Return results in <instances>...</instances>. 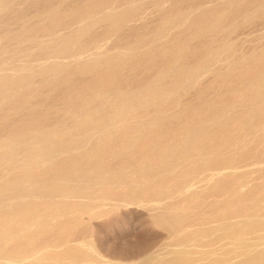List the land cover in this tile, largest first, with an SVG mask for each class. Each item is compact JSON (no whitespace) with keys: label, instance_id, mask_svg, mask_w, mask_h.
<instances>
[{"label":"rangeland","instance_id":"374dc122","mask_svg":"<svg viewBox=\"0 0 264 264\" xmlns=\"http://www.w3.org/2000/svg\"><path fill=\"white\" fill-rule=\"evenodd\" d=\"M122 15L124 20H119ZM60 43L65 45L61 53L57 51ZM210 55L211 61L205 64ZM56 64L61 68L58 72L35 74L41 66ZM191 68L200 69L199 74L185 77L183 83L178 81L181 84L172 81L179 69ZM23 78H28V83L22 84ZM120 96L129 105L117 112V122L107 131L112 132L111 136L105 138L110 134L107 132L97 135L77 151L71 150L73 153L50 154L49 144L64 136L67 141L72 135H63L61 129L83 122L78 133L88 130L93 123L84 124L83 116L97 112L104 115ZM132 128L135 131L127 133ZM228 135L233 137L232 146L223 144ZM39 138L47 140L44 147L48 148L36 154L38 148L33 149L32 142ZM105 142L109 143L107 148L98 146ZM160 147H165V154L156 161L153 157ZM27 155L31 157L27 159ZM210 156L231 157L228 164L234 165L218 177L217 183L215 178L205 177L209 168H214L205 159ZM114 178L119 181L116 183ZM150 185L159 189L157 195L138 192ZM263 186L264 0H0V202L16 195L24 198L0 206V238L6 234L9 236L3 241L11 237L15 240L0 242V250L6 247L9 251L33 235L43 240L40 244L53 243L58 232L51 223L53 214L49 213L53 211L42 214L45 219L32 215L29 206L57 200L41 193L70 192L65 190L70 187L73 196L68 194L67 198L75 205L62 219H71L74 226L67 234L71 233L76 243L85 241L87 246L81 250L103 257V264H157L164 256V260L170 257L171 253L166 252L190 238L193 264H215L214 260L216 264L220 260V264H240L246 257L239 255L241 260L228 253L231 249L244 250L233 244V230L221 227L206 232L200 227L209 228L213 222L197 223L203 219L206 222L210 202L242 199V203L231 206L232 210H248L245 213L259 217L262 214L256 229H250L243 238L255 244L264 236ZM187 187L188 192L180 193ZM176 188H180L179 194ZM161 193L169 199V206L154 209L149 205L153 197L166 200ZM126 195L130 196L126 197L128 201L138 202L112 210L114 198L124 199ZM133 196L141 200H133ZM83 199L93 201L86 203L95 212L92 218L76 210ZM167 210L191 216L195 226L186 235L162 229L154 216ZM47 215L51 221L44 224L52 226H39L49 222ZM36 217H41L40 222ZM17 224L29 228L34 225L30 230L23 228L29 235H19ZM199 237L208 240L199 243ZM250 251L255 252V247ZM1 252L2 261L7 254Z\"/></svg>","mask_w":264,"mask_h":264},{"label":"bare ground","instance_id":"6f19581e","mask_svg":"<svg viewBox=\"0 0 264 264\" xmlns=\"http://www.w3.org/2000/svg\"><path fill=\"white\" fill-rule=\"evenodd\" d=\"M108 11V10H107ZM115 11V10H114ZM118 11V10H117ZM130 12V11H129ZM124 15V14H123ZM123 15L121 16V17H119V20H121V19H123ZM128 15V14H127ZM133 15V14H132ZM125 16H126V14H125ZM124 16V17H125ZM130 16V15H129ZM128 19L130 18V17H127ZM126 18V19H127ZM132 18V17H131ZM130 18V19H131ZM118 19V18H117ZM124 20V19H123ZM124 22V21H123ZM65 41V40H64ZM63 43V42H62ZM61 44V43H60ZM65 47V45H60L59 47H58V49L59 50H57L59 53H61V52H63V50H62V48H64ZM66 49V48H65ZM70 53V52H69ZM64 54V53H63ZM211 56V55H210ZM94 57V56H93ZM117 57H118V55H117ZM211 58H212V56L211 57H207L206 59H205V64H207V63H209L210 61H211ZM55 60V59H54ZM58 60V59H57ZM61 60V59H60ZM111 60V59H110ZM62 61V60H61ZM65 62V61H64ZM66 62H67V60H66ZM204 63V62H203ZM47 64V63H46ZM45 65V64H44ZM213 67V66H212ZM61 68H60V65L59 64H56V65H50V66H48V65H46V66H41V68L39 69V70H37V72L35 73V74H38V75H42V74H46V73H49V72H52V71H56V72H58V70H60ZM205 70V69H204ZM207 70V69H206ZM248 70V69H247ZM198 71H200V69H193V68H191V69H188V70H181V69H179L178 70V75L176 76V77H174V80H172V81H181V83H183V80H184V78L185 77H192V76H196V74L198 73ZM51 74H53V73H51ZM167 74V73H166ZM199 74V73H198ZM198 76V75H197ZM202 76V75H201ZM200 77V76H199ZM2 78H7V79H9L8 77H2ZM15 78V77H14ZM7 79H3L4 81H6V82H8V80ZM11 79H12V77H11ZM11 79H10V81L9 82H12L13 83V81H11ZM16 79V78H15ZM15 79H14V81H15ZM2 81V80H1ZM18 81V80H17ZM4 83V82H3ZM21 83L23 84V83H28V78H23V79H21ZM179 83V82H178ZM181 83H179V84H181ZM5 84H7V83H5ZM11 84V83H10ZM14 84V86H15V83H13ZM12 84V85H13ZM157 84V83H156ZM174 85H175V83H173ZM16 91V90H15ZM17 92V91H16ZM138 95V94H137ZM142 95V94H141ZM154 97V96H153ZM161 98V97H160ZM118 101H114V108H112L110 111H108V112H105L104 113V115L103 114H101V113H99V112H97L95 115H92V114H87V115H84L83 117V119H82V121H84V124H87V122H88V124H92V126L88 129V130H84V131H81L80 133H78V130H80V128H79V125H81L82 123H78L77 124V126L76 127H74V128H71V129H64V130H60V132H62V134L64 135V133H65V135H66V133H72V135H70V136H68V140L67 141H64V139L66 138V136H64L63 138H62V140H61V138H60V140H58L57 142H54V144H52V145H48V144H46V142H47V140L46 139H44V138H39L40 140H34V139H36V137L33 139V142H32V145H33V149L34 148H38V151H37V153L36 154H41V150H42V152L44 151V148H48V147H44V146H46V145H48V146H50L51 147V150L52 151H50V154L52 153V152H54V151H71V150H75V151H77V148H79V147H81V146H83V145H86V143L88 142V140L90 139V140H92L93 139V137H95V136H97V135H101V134H106V132L108 131V130H110V126L111 125H113L114 123H116L117 122V119H118V116H117V118H115L116 117V114H117V112L119 111V110H123L124 111V108L127 106V105H129L127 102H125V101H128V100H123V98L120 96L119 97V99H117ZM141 100V99H140ZM157 100V99H156ZM147 101V100H146ZM145 105H148V104H145ZM150 105V104H149ZM146 107V106H145ZM136 111V110H135ZM120 113V112H119ZM123 113V112H122ZM125 113V112H124ZM123 113V114H124ZM215 113V112H214ZM231 113V112H230ZM94 114V113H93ZM121 114V113H120ZM213 114V113H212ZM217 115V113H215V116ZM110 118V119H109ZM109 119V120H108ZM199 120V119H198ZM153 121H155V120H153ZM152 121V122H153ZM86 122V123H85ZM89 122H92V123H89ZM234 123H236V122H234ZM148 124V123H147ZM143 125V124H142ZM88 126V125H87ZM139 126H141V125H139ZM225 126V125H224ZM86 126H83V128H85ZM137 127V126H136ZM135 127V128H136ZM135 128H132V130H129V131H127V133H132V132H134L135 131ZM259 128V127H258ZM129 129V128H128ZM145 129H146V127H145ZM150 129V128H149ZM198 129V128H197ZM238 129H239V127H238ZM237 129V130H238ZM257 129V128H256ZM59 130V129H58ZM57 130V131H58ZM73 130V131H72ZM77 131V133H75L76 131ZM195 130V129H194ZM199 130V129H198ZM75 131V132H74ZM189 131V130H188ZM52 132V131H51ZM59 131H58V133H60ZM48 133V132H47ZM107 133H110V132H107ZM112 133V132H111ZM111 133L110 134H106V136H104L105 138H108L109 136H111ZM126 133V132H125ZM76 134V135H75ZM153 134V133H152ZM54 135V134H53ZM79 135V136H78ZM142 135V134H141ZM156 135V134H155ZM197 135V134H196ZM204 134H202V136H203ZM180 136V135H179ZM205 136V135H204ZM227 136V135H226ZM226 136H224V137H226ZM232 136V135H231ZM176 138H178L177 136H175ZM173 138H174V136H173ZM203 138V137H202ZM205 138V137H204ZM215 138V137H214ZM232 138L233 137H230L229 135H228V137H226V138H224V140H225V142L223 143V144H227V146H228V144H232V142L230 143V141H232ZM31 139V138H30ZM38 139V138H37ZM67 139V138H66ZM65 139V140H66ZM95 139V138H94ZM195 139H197V138H195ZM199 139V138H198ZM208 139V138H207ZM219 139V138H218ZM221 139V138H220ZM219 139V140H220ZM89 140V141H90ZM174 140V139H173ZM172 140V141H173ZM180 140V139H179ZM178 139H177V141H179ZM193 140H194V138H193ZM206 140V139H205ZM31 141V140H30ZM49 141V140H48ZM175 141V140H174ZM183 141V140H182ZM190 141V140H189ZM200 141H201V139H200ZM234 141H236V140H234ZM243 141V140H242ZM51 142V141H50ZM124 143V142H123ZM135 143V142H134ZM171 143V142H170ZM221 143V142H220ZM219 143V144H220ZM235 143V142H234ZM131 144V143H130ZM140 144V143H139ZM169 144V143H168ZM168 144H167V146H168ZM173 144V143H172ZM177 144V142L175 143V145ZM179 144V143H178ZM205 144V143H204ZM218 144V145H219ZM239 144V143H238ZM35 145V146H34ZM108 145H109V143H107V142H105V143H101V144H98V146L99 147H102V148H107L108 147ZM125 145V144H124ZM126 145H128L127 143H126ZM142 145H143V143H142ZM193 145V144H192ZM9 146V145H8ZM14 146V145H13ZM12 146V147H13ZM26 146H29V145H26ZM130 146V145H129ZM145 146V145H144ZM162 146H164V145H162ZM220 146V145H219ZM232 146V145H231ZM233 146H234V144H233ZM12 147H10V148H12ZM15 147V146H14ZM19 147V146H18ZM17 146H16V148H18ZM118 147V146H117ZM133 147V146H132ZM27 148V147H26ZM84 148H86V147H84ZM84 148H83V150H84ZM119 148V147H118ZM32 149V150H33ZM120 149V148H119ZM135 149V148H134ZM250 149V148H249ZM10 150V149H9ZM14 150V149H13ZM36 150V149H35ZM50 150V149H49ZM48 150V151H49ZM118 149H116V151H117ZM141 150V149H140ZM15 151H18V150H15ZM14 151V152H15ZM115 151V150H114ZM167 151V150H166ZM214 151V150H213ZM7 152H9V151H7ZM7 152H6V154H7ZM32 152H36V151H32ZM31 151H30V153H32ZM72 153L74 152V151H71ZM206 152V151H205ZM204 152V153H205ZM255 152V151H254ZM16 153V152H15ZM18 153V152H17ZM29 153V154H30ZM48 153L49 152H47V155H48ZM55 153V152H54ZM61 153V152H60ZM59 153V154H60ZM88 153V152H87ZM203 153V154H204ZM209 153V152H208ZM210 153H212V152H210ZM9 154V153H8ZM33 154V153H32ZM42 154H44V153H42ZM56 154V153H55ZM154 154V153H153ZM163 154H165V147H160L159 149H158V151L155 153V157H153L156 161L157 160H161L162 159V157H163ZM258 154V153H257ZM12 155V157L13 156H16V155H13V153L11 154ZM11 155L10 156H8V157H11ZM63 155V154H62ZM140 155V154H139ZM210 155V154H209ZM28 156V157H27ZM26 157H27V159L29 158V156L31 157V155H27ZM34 156H37V155H34ZM45 156V155H44ZM201 156V155H200ZM199 156V157H200ZM204 156V155H203ZM228 156V155H227ZM11 157V158H12ZM38 157V156H37ZM43 157V156H42ZM214 157V156H213ZM212 156H210V157H206L205 159H207L208 161H209V164H212L213 165V167L214 168H209V170H211L210 172H208V173H206L205 174V177H208V178H212V179H216L215 181H216V183L217 182H219V180H218V177L219 176H223V175H225V174H227L229 171V169H232L233 168V166L234 165H230V164H228V162L230 161L229 159L231 158H227V157H224V156H221V157H215V158H213ZM36 158V157H35ZM202 158H204V157H202ZM201 158V159H202ZM252 158V157H251ZM26 159V160H27ZM42 159V158H41ZM154 159H153V161H154ZM193 159V158H192ZM8 160H10V159H8ZM22 160H23V158H22ZM25 160V159H24ZM34 161H36V159H33ZM46 159H45V157H44V160H42V161H45ZM79 160V159H78ZM152 160V159H151ZM150 160V161H151ZM32 161V160H31ZM39 161H40V158H39ZM155 161V162H156ZM196 161V160H195ZM206 161V160H205ZM204 161V162H205ZM28 162V161H27ZM29 162H30V160H29ZM33 162V161H32ZM207 162V161H206ZM21 163V162H20ZM234 163V162H233ZM233 163H231V164H233ZM263 163V162H262ZM203 164V163H202ZM257 164V163H256ZM197 165V164H196ZM206 165V164H205ZM208 166H210V165H207V167ZM25 167H27V166H25ZM198 167H200V166H198ZM19 168V167H18ZM177 168V167H176ZM172 169H173V167H172ZM206 169H208V168H206L205 167V170ZM174 170V169H173ZM194 170V169H193ZM205 170H203L202 169V171H205ZM20 171V170H19ZM181 171V170H180ZM24 172V171H23ZM123 172V171H122ZM149 172V171H148ZM157 172V171H156ZM192 172V171H191ZM195 172V171H194ZM117 173V172H116ZM146 173H147V171H146ZM152 173V172H151ZM182 173V172H181ZM189 173V172H188ZM119 174V173H118ZM120 174H121V172H120ZM162 174V173H161ZM191 174H193V173H191ZM190 174V175H191ZM31 175V174H30ZM115 176H117L116 174H114ZM147 175V174H146ZM149 175V174H148ZM151 175V174H150ZM159 175V174H158ZM179 175V174H178ZM182 175V174H181ZM180 175V176H181ZM196 175V174H195ZM200 175V174H199ZM112 176V175H111ZM151 176H153V175H151ZM161 176V175H160ZM189 176V175H188ZM193 176V175H192ZM106 177V176H105ZM121 177V176H120ZM145 177V176H144ZM147 177H150V176H147ZM155 177H157V175L155 176ZM154 177V178H155ZM75 178H77V177H75ZM99 178V177H98ZM113 178V177H112ZM118 178V177H117ZM181 178H184V177H181ZM115 179V178H114ZM79 181L80 180H82V179H78ZM97 180H99V179H97ZM107 180V179H106ZM116 180V179H115ZM153 180H156V178L155 179H153ZM153 180H151V181H153ZM184 181H185V179H183ZM191 180V179H190ZM218 180V181H217ZM240 180V179H239ZM119 181V180H118ZM117 180H116V183L118 182ZM150 181V182H151ZM187 181H188V179H187ZM99 182H100V180H99ZM114 182V181H113ZM189 182V181H188ZM191 182H193V181H191ZM98 183V182H97ZM110 183H112L111 181H110ZM144 183H146V184H148L149 183V181H148V183L147 182H144ZM159 183V182H158ZM157 183V184H158ZM180 183H182V182H180ZM79 183H77V185H78ZM102 184V183H101ZM104 184V183H103ZM143 184V183H142ZM156 184V185H157ZM185 184V183H184ZM187 184V183H186ZM191 184V183H190ZM240 184V183H239ZM98 185V184H97ZM137 185V184H136ZM159 185V184H158ZM158 185H157V187H158ZM178 185H179V183H178ZM62 186V185H61ZM64 186H66L65 184H64ZM100 186H103V185H100ZM105 186V185H104ZM103 186V187H104ZM181 186V185H180ZM183 186V185H182ZM182 186L180 187L181 189H182ZM185 186V185H184ZM190 186H192V185H190ZM51 187V186H50ZM54 187V186H53ZM160 187V186H159ZM158 187V188H159ZM264 187V186H263ZM54 188H56V187H54ZM62 188H63V186H62ZM139 188V187H138ZM179 188V189H180ZM191 188V187H190ZM58 190H60L61 188H57ZM136 189V188H135ZM178 188H176V190H177V192H175V193H177V194H179V192H180V190H179ZM184 189V188H183ZM188 189V187L185 189V190H181V192L180 193H185V192H188L189 191V189ZM193 189V188H192ZM48 190V189H47ZM63 190V189H62ZM66 191H70V192H59V193H41V194H48V195H52L53 197H56L57 198V200H55V201H46V202H44V203H42V204H33V205H31V206H29V209H30V211H31V213L33 212V213H36V214H39L41 217H44L42 214H44V213H47L48 214V212L49 211H53L52 213H49L50 215L51 214H53V218H51V223H53V226H54V228H56V226H57V230H58V232L56 233V238H55V240L54 241H52V239H51V241L53 242V243H51V242H49L50 244H47L46 242H45V244H40L39 242H40V240L41 239H36V238H34L33 236H30L29 238H27L28 236L27 235H29V234H27V232L25 233V232H23V228H26V227H28V228H26V230H30V228L32 229V227H33V225L35 224H33L32 225V227H31V225H30V228H29V225L28 226H23V225H21V224H17V230H19V229H21L20 230V232L18 233L17 232V234H22V233H25V234H27V235H25V236H27L26 237V239L25 240H21V242H19V244L17 245V246H14V248L13 249H11V250H9V251H6L7 249H6V247L5 248H3L2 250H0V251H3L4 252V254L6 253L7 255H5L6 257H2V258H4V259H2V261H1V258H0V264H62V262H67V264H103V257H100L99 255H92V254H89V253H86V252H83L81 249H84L86 246H87V244L85 243V241H81V242H79V243H76V242H74V240L76 239V238H74L73 239V237L72 238H70V236H71V233L69 234V236H68V232L70 231V229L72 230V228H73V226H74V224H73V222H72V220L70 219V221H68V219L65 221V220H63L62 218H64V216L66 215V213H69L70 211L72 212L73 211V208H72V206H74L73 204H72V201H70V199L69 198H67V197H69V195L68 194H70V196H73V192H71V190H70V187H68V188H66L65 189ZM157 190V188L154 186V185H150V186H148V187H146V188H140V190L138 191L139 193H141V194H143V193H150V194H152V193H155V191ZM159 190V189H158ZM158 190H157V192H158ZM175 190V189H174ZM178 190H179V192H178ZM241 190V189H240ZM49 191V190H48ZM73 191V190H72ZM153 191V192H152ZM262 191H263V189H262ZM261 191V192H262ZM43 192H45V191H43ZM47 192V191H46ZM135 192V191H134ZM134 192H133V195H134ZM156 192V193H157ZM221 192V191H220ZM87 193V192H86ZM118 193V192H117ZM153 194L152 196H155V195H157V194ZM174 193V194H175ZM194 193V192H193ZM78 194H80V193H78ZM82 194V193H81ZM85 194V193H84ZM83 194V195H84ZM112 194V193H111ZM119 194H122V193H119ZM161 194H163V193H161ZM83 195H81V196H83ZM89 196H90V194H88ZM115 195V194H114ZM129 195H130V192H129ZM129 195H126L125 196V198L124 199H118L117 200V198H114V200H113V208H112V210L113 209H117L118 208V206L120 207H122V206H127V205H129V204H131V203H137L138 201H128L127 199H126V197H130ZM166 196L168 195V192H166V194H165ZM260 195H261V193H260ZM51 196V198L50 197H48V198H50V199H52L53 197ZM89 196H86V197H89ZM93 196V195H92ZM118 196H120V195H118ZM131 196H132V192H131ZM135 196H137V195H135ZM143 197H144V195H142ZM164 194L162 195V198L164 199V197H165V199H166V196H164ZM182 196H184V195H182ZM193 196H194V194H193ZM196 196V195H195ZM40 197V196H39ZM84 197V196H83ZM82 197V198H83ZM91 197V196H90ZM100 197V196H99ZM98 197V198H99ZM102 197V196H101ZM107 197V196H106ZM113 197H115V196H113ZM140 197H141V195H140ZM168 198H171V196H167ZM178 197H180V196H178ZM187 197V196H186ZM186 197H185V199H183L184 201L186 200ZM189 197V196H188ZM187 197V198H188ZM219 197V196H218ZM27 198V197H26ZM32 198V197H31ZM41 199H44V197H40ZM79 198V197H78ZM93 197H91L90 199H92ZM136 199H140V198H138V197H135ZM134 198V196H133V200L135 199ZM147 198V197H146ZM146 198H144V200L146 199ZM195 198V197H194ZM193 198V199H194ZM264 198V197H263ZM15 199H17V200H19V199H24L23 197H22V195H16V196H11L10 198H8V201L7 202H10V201H13V200H15ZM49 199V200H50ZM53 199H55V198H53ZM75 199V198H74ZM80 199V198H79ZM78 199V200H79ZM94 199V198H93ZM115 199L117 200L116 202H114L115 201ZM135 199V200H136ZM153 202L152 201H150L151 203L149 204L150 206H152V207H154V209H159L160 210V208H162V206L164 205H166L165 207H167L168 208V206H169V203H168V201H169V199H164L165 201H162V200H159V199H157L156 197H153ZM190 199V198H189ZM239 199H240V197H239ZM259 199V198H258ZM45 200H46V198H45ZM95 200V199H94ZM97 200V199H96ZM109 200V199H108ZM141 200V199H140ZM238 200V199H237ZM236 200V202H234L233 200H232V197H230V198H228V199H224V200H214V201H212V202H210L209 203V210H208V213H206L207 214V216H206V222H205V220L203 219V222H201V223H197L198 224V226H199V224H204V223H211V222H213V225H210L209 226V228H206V229H204L202 226V228L200 227V229H202V230H205L206 232L207 231H211V232H213V231H216V230H220L221 229V227H224V228H229V229H231V230H233V234H234V237H233V239H234V241H233V244L234 243H237L239 246H241L244 250H235V249H231V250H229L228 251V253H231L232 255H234V257L235 256H239V255H243L244 257H246L245 259L242 257V256H239V257H241V260H242V258H243V261L240 263V264H264V236L262 237L261 236V238H260V240L259 241H257L255 244L253 243V244H249V243H247L245 240H243V238H244V235L245 234H247L248 232H249V230L250 229H253V228H255V226H258V218H260V217H262V214H261V216L259 217L258 216V214H254V213H245V212H247V211H244V212H242V213H238V211H235V209L236 208H234V210H232V208H231V206L232 205H234L235 203H239L238 201ZM264 200V199H263ZM6 201V200H5ZM81 201V200H80ZM99 201V200H98ZM112 201V200H111ZM110 201V202H111ZM147 201V200H146ZM174 201V200H173ZM258 202H259V200H257ZM7 202H5V203H7ZM90 202H93V201H89L88 199H83L82 201H81V206H80V208H75L77 211H78V213H82L83 211V213H87L90 217L92 216L93 217V215H95V212H94V210L92 211V209H91V207H89V206H87V204L86 203H90ZM104 202V201H103ZM108 202V201H107ZM181 202V201H180ZM186 202V201H185ZM185 202H183L182 204H185ZM197 202V201H196ZM200 202V201H199ZM255 202V201H254ZM261 202V201H260ZM259 202V203H260ZM4 203V201L3 202H0V206L1 205H4L3 204ZM41 203V202H40ZM73 203H74V201H73ZM82 203H84V204H82ZM105 203V202H104ZM168 203V204H167ZM240 203H242V199H241V202ZM250 203V202H249ZM262 203V202H261ZM77 204V203H76ZM148 204V203H147ZM179 204V203H178ZM191 204V203H190ZM254 204V203H253ZM262 204H264V203H262ZM8 205V204H7ZM144 205H145V203H144ZM180 205V204H179ZM241 205V204H240ZM96 206V205H95ZM108 206H110V205H108ZM132 206V205H131ZM163 206V207H164ZM172 206V205H171ZM170 206V207H171ZM174 208H179V206H176V204H174ZM180 206H182V205H180ZM247 206V205H246ZM246 206H244V207H246ZM250 206V205H249ZM256 206V205H255ZM76 207H79V206H77L76 205ZM134 207H135V205H134ZM144 207H146V206H144ZM169 207V208H170ZM197 207V206H196ZM100 208V207H99ZM173 208V207H172ZM171 208V209H172ZM173 208V209H174ZM184 208V207H183ZM182 208V209H183ZM195 208V207H194ZM254 208V207H253ZM258 208V207H257ZM260 208V207H259ZM259 208L257 209L258 211H259ZM110 209V208H109ZM108 209V210H109ZM240 209V208H239ZM24 210V209H23ZM97 210H98V208H97ZM101 209H99V211H100ZM111 210V209H110ZM164 210V209H163ZM241 210V209H240ZM253 210V209H252ZM26 211V210H25ZM96 211V210H95ZM107 211V210H106ZM166 211V210H165ZM164 211V212H165ZM231 211H234V212H231ZM256 211V210H255ZM94 212V213H93ZM156 212V211H155ZM164 212H162V211H159V212H157L156 214H155V221H156V223L158 224V226L160 227L161 226V228L163 229V228H165L167 231H169L170 233H172V232H179V233H183L184 235H186V233L185 232H187V230L189 229V228H191L192 226H195V224L194 223H192V222H190V218H191V216H188V215H182V214H175V213H173V212H175V211H171V213H169V211L167 210V212L166 213H164ZM177 212V211H176ZM33 213H32V215H33ZM75 213V212H74ZM149 213H151V212H149ZM179 213V212H178ZM184 213H185V211H184ZM228 213L230 214V213H234V215H232V216H225V215H228ZM244 213V214H243ZM35 214V215H36ZM30 215V214H29ZM50 215H47V217L49 216L50 217ZM99 215V214H98ZM153 215V214H152ZM201 215V214H200ZM203 215H205V214H203ZM202 215V216H203ZM5 216V215H4ZM239 216H241L240 218H238ZM263 216H264V214H263ZM2 217V216H1ZM40 217V218H41ZM49 217L47 218L48 219V221H49ZM82 217V216H81ZM91 217V218H92ZM198 217V216H197ZM205 217V216H204ZM203 217V218H204ZM243 217V218H242ZM37 218V217H36ZM39 217L37 218V221L36 222H40V220H38V219H40ZM45 218V217H44ZM216 218V219H215ZM229 218H231V219H229ZM46 219V218H45ZM56 219H58V221H55ZM95 219V218H94ZM196 219V218H195ZM194 219V220H195ZM220 219H226L225 221H222V222H220ZM228 219V220H227ZM264 219V218H263ZM15 220V219H14ZM17 220V219H16ZM262 220V219H261ZM34 221V220H33ZM50 221L49 222H47V221H43V224L46 222V223H50ZM199 221V220H198ZM197 221V222H198ZM261 222V221H260ZM264 222V221H263ZM9 223V222H8ZM25 222H23L22 224H24ZM27 223V222H26ZM31 223V222H30ZM75 223H77V222H75ZM196 223V222H195ZM262 223V222H261ZM32 224V223H31ZM38 224V223H37ZM47 224H44V225H41V224H39V226H41V227H43V226H46ZM260 225H262V224H260ZM35 226H36V224H35ZM35 226H34V228H35ZM38 226V225H37ZM38 226V227H39ZM48 227L47 228H49V226H52V225H47ZM14 227V226H13ZM40 227V229H43V228H41ZM259 227H261V226H259ZM37 228V227H36ZM53 228V227H52ZM52 228L50 227V230H52ZM193 228V227H192ZM194 228H196V227H194ZM39 229V230H40ZM197 229V228H196ZM200 229L198 230V232L197 233H199V231H200ZM256 229V228H255ZM12 230V229H11ZM11 230H9L10 232H11ZM17 230H15V229H13V231H17ZM26 230H24V231H26ZM49 230V229H48ZM194 230V229H193ZM193 230H191V232L193 231ZM223 230V229H222ZM227 230V229H226ZM12 231V232H13ZM34 231V230H33ZM2 232V231H1ZM5 232V231H4ZM22 232V233H21ZM203 232V231H202ZM6 233H7V231H6ZM29 233V232H28ZM193 233V232H192ZM7 234H9V233H7ZM36 234V233H35ZM173 234V233H172ZM200 235H201V232L199 233ZM2 235H3V233H2ZM23 235V234H22ZM44 234H42V236H43ZM55 235V234H54ZM53 235V236H54ZM74 235V234H73ZM207 234H204L203 236H201V237H204V236H206ZM208 235H211V234H208ZM9 236V235H8ZM8 236H6V234H4V237H8ZM14 236H15V234H14ZM13 236V237H14ZM199 236V235H198ZM259 236V235H258ZM4 237H1L0 239H1V241L0 242H2V244H5V243H3V242H5V241H3L4 239ZM16 238H17V236H15ZM24 237V236H23ZM35 237H37V236H35ZM190 237V236H189ZM208 237V236H207ZM206 237V238H207ZM12 238V237H11ZM10 238V239H11ZM38 238V237H37ZM185 238V237H184ZM259 238H257V239H259ZM10 239H8V240H10ZM46 239V238H45ZM79 239V238H78ZM194 239V238H193ZM199 239H201V240H199ZM8 240L6 241V242H8ZM12 240V239H11ZM17 240H19V239H17ZM77 240V239H76ZM185 240H186V238H185ZM189 240H191V238L190 239H188V242L186 243V244H184L185 242H183V243H179V246H175L176 248H174L173 250H171V252H166V253H171L170 254V257H168L167 259H165L164 260V258H165V256H164V258H162V259H159V261H158V263L157 264H193V263H195V259H193V258H191L190 257V244H188L190 241ZM198 240H199V243H201V242H203V241H205L206 239H204V238H198ZM198 240H196V241H198ZM208 240V239H207ZM206 240V241H207ZM13 241V243L15 242V240H12ZM48 241H49V239H48ZM47 241V242H48ZM250 241V240H249ZM10 242L11 241H9V244H10ZM41 242H43V240H41ZM209 242V241H208ZM16 243H18V241L16 242ZM39 245V247H35V246H38ZM237 245V246H238ZM7 246H8V244H7ZM255 247V252H252V251H250V248L251 247ZM261 246V247H260ZM91 247H92V245H91ZM90 247V248H91ZM233 247V246H232ZM263 247V248H262ZM2 248V247H1ZM0 248V249H1ZM168 248V247H167ZM234 248V247H233ZM258 248H259V250H258ZM261 248V249H260ZM92 249V248H91ZM238 249V248H237ZM85 250V249H84ZM166 250V249H165ZM170 251V250H169ZM210 251V250H209ZM225 251H227V250H225ZM3 252H1V253H3ZM163 253V252H162ZM228 253H227V256H228ZM165 254V253H164ZM226 254V253H225ZM150 255V254H149ZM217 255V254H216ZM221 255H222V252H221ZM230 255V254H229ZM231 255V256H232ZM169 256V255H168ZM212 256V255H211ZM226 256V257H227ZM159 257H161V256H159ZM217 256H215V258H216ZM233 257V258H234ZM158 258V257H157ZM219 258H221V257H219ZM223 258H224V256H223ZM222 258V260H225V259H223ZM232 258V259H233ZM46 259H48V261L46 260ZM147 259H148V257H147ZM235 259V258H234ZM214 260V259H213ZM218 260V259H217ZM227 260V259H226ZM236 260V259H235ZM110 261V260H109ZM144 261V260H143ZM221 261V260H220ZM220 261L218 262V264H220ZM136 262V261H135ZM214 262H215V264L217 263L215 260H214ZM225 262V261H224ZM108 263V262H107ZM109 263H113V262H109ZM108 263V264H109ZM118 263V262H117ZM120 263V262H119ZM122 263V262H121ZM120 263V264H121ZM139 263V262H138ZM211 263V262H210ZM236 263V262H235ZM235 263H233V264H235ZM237 263H238V260H237ZM124 264V263H123ZM126 264V263H125ZM206 264V263H205ZM212 264H213V261H212ZM225 264V263H224ZM229 264V263H228ZM232 264V263H231Z\"/></svg>","mask_w":264,"mask_h":264}]
</instances>
